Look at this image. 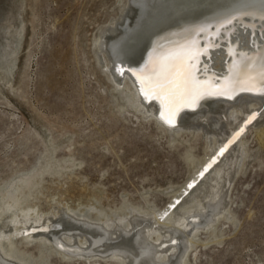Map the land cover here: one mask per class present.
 I'll use <instances>...</instances> for the list:
<instances>
[{
	"label": "rangeland",
	"instance_id": "obj_1",
	"mask_svg": "<svg viewBox=\"0 0 264 264\" xmlns=\"http://www.w3.org/2000/svg\"><path fill=\"white\" fill-rule=\"evenodd\" d=\"M127 2L0 0V193L20 176H36L24 193L27 204L43 212L57 203L96 206L113 216L130 208L157 210L205 158L201 132L173 137L125 101L129 82L120 92L107 62H99L103 31ZM251 125L243 133L246 148L227 215L211 237L199 232L188 264H264V143L261 127ZM50 262L81 264L58 256Z\"/></svg>",
	"mask_w": 264,
	"mask_h": 264
},
{
	"label": "bare ground",
	"instance_id": "obj_2",
	"mask_svg": "<svg viewBox=\"0 0 264 264\" xmlns=\"http://www.w3.org/2000/svg\"><path fill=\"white\" fill-rule=\"evenodd\" d=\"M126 6L120 19L100 35L99 62H107L119 91L125 85L126 102L142 109L145 117L150 113L173 137L201 132L209 151L196 162L185 185L173 190L169 205L157 210L125 206L129 213L113 216L96 206L78 210L57 203L43 212L27 204L29 197L24 193L31 191L36 176H20L10 186L7 183L0 193V264H51L54 256L81 264H188L187 255L199 232L207 231L211 237L213 225L226 214L246 141L239 134L231 143L225 142L256 112L247 124L261 127L258 139L264 143V112L260 113L264 108V83L260 82L264 0H128ZM231 16L236 19L230 25L224 23ZM212 25L217 28L213 32ZM193 43L208 52L200 56L195 70L196 79L206 87L220 91L249 76L257 83L251 90L237 83L225 94L205 96L194 107L181 108L169 122L167 108L158 99L146 98L141 83L127 69L142 65L140 70L145 69L150 59H166ZM49 169L46 166L44 172Z\"/></svg>",
	"mask_w": 264,
	"mask_h": 264
},
{
	"label": "snow or ice",
	"instance_id": "obj_3",
	"mask_svg": "<svg viewBox=\"0 0 264 264\" xmlns=\"http://www.w3.org/2000/svg\"><path fill=\"white\" fill-rule=\"evenodd\" d=\"M261 18L264 19V15ZM234 19L236 16H231L224 23L230 24ZM200 31H204V29H200ZM229 54H232L231 49H229ZM201 55H208L207 49L193 43L166 59H150L145 69L140 71L129 69L141 83L142 91L147 94L146 98L158 99L162 107L167 108L169 122L181 108L194 107L205 96L225 94L227 91L234 90V84L237 83L248 85V90H251V87L257 83L254 78L249 76L244 80L230 82L227 87L220 91H213L195 77L196 65L199 63ZM260 82L264 83V64L260 69ZM253 119H255V114L249 117V122Z\"/></svg>",
	"mask_w": 264,
	"mask_h": 264
},
{
	"label": "water",
	"instance_id": "obj_4",
	"mask_svg": "<svg viewBox=\"0 0 264 264\" xmlns=\"http://www.w3.org/2000/svg\"><path fill=\"white\" fill-rule=\"evenodd\" d=\"M232 23V22H231ZM230 23V24H231ZM229 24V25H230ZM229 25H226V26H224V27H227V26H229ZM243 25V24H242ZM259 26V25H258ZM217 28H216V26L215 25H212L211 27H210V31H215ZM143 67V65L142 66H139V67H135V68H132V69H138V70H140L141 68ZM129 69H127V71H128ZM218 80H220V79H218ZM219 82V81H218ZM201 175V174H200Z\"/></svg>",
	"mask_w": 264,
	"mask_h": 264
}]
</instances>
